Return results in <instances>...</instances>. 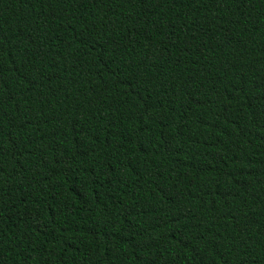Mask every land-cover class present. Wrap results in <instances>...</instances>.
Masks as SVG:
<instances>
[{
  "label": "trees",
  "instance_id": "1",
  "mask_svg": "<svg viewBox=\"0 0 264 264\" xmlns=\"http://www.w3.org/2000/svg\"><path fill=\"white\" fill-rule=\"evenodd\" d=\"M0 264H264V0H0Z\"/></svg>",
  "mask_w": 264,
  "mask_h": 264
}]
</instances>
